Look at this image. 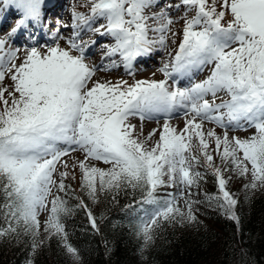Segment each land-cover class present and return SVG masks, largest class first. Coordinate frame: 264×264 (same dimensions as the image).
Listing matches in <instances>:
<instances>
[{"label": "snow or ice", "instance_id": "6c2138e0", "mask_svg": "<svg viewBox=\"0 0 264 264\" xmlns=\"http://www.w3.org/2000/svg\"><path fill=\"white\" fill-rule=\"evenodd\" d=\"M3 3L5 9L15 8L20 19L7 37L0 38V85L6 76L11 81L9 86H0V193L7 222L6 229L0 228V237L29 235L35 251L39 247L37 217L47 210L45 231L66 240L60 217L69 209L60 196L50 202L48 197L54 185L58 191L66 190L64 177L68 173H59L58 185L53 173L63 157L76 151L84 157L78 162L80 185L89 198L95 200L98 191L131 188L144 194L141 204L154 205L144 210L135 228L145 246L152 241L160 219L195 221L189 201H185L188 211L184 212L175 207L174 196L161 202L155 191L164 184V176L169 186L195 185L201 173L191 167L193 162L201 163L200 157L202 166L216 177L219 195L213 199L217 206L228 219L238 222V201L226 190L221 169L213 164L209 140L215 142L225 171L245 178L250 173L246 191L264 187V0H180L152 15L146 10L156 6L154 0H89L90 13L73 11L71 24L64 25L72 30L67 49L46 45L42 53L32 47L20 63V49H13L8 38L29 23H40L44 0ZM181 7L182 32H172L174 22L168 9ZM189 12L194 13L191 18ZM98 20L104 22L93 27ZM84 31L109 37L113 42L103 46L102 62L119 57L126 69L139 58L150 56L157 46L166 49L169 34L173 45L175 37L182 38L158 69L163 79L101 82L93 76L105 67L85 63L91 45L78 42ZM149 32L154 34L151 38ZM206 68V78L193 82ZM182 79L189 81L187 86H180ZM178 110L186 118L180 131L168 122ZM161 116L165 118L162 128L153 129L145 139L130 119ZM204 122L224 129L223 136L214 129L205 133ZM248 129L254 132L247 138L228 135L229 130ZM157 131L158 139L146 146ZM194 148L199 155H192ZM93 161L110 167L91 166ZM63 166L68 167L67 163ZM89 219L95 228L91 213ZM64 246L69 254H75L67 243Z\"/></svg>", "mask_w": 264, "mask_h": 264}, {"label": "trees", "instance_id": "16d2710c", "mask_svg": "<svg viewBox=\"0 0 264 264\" xmlns=\"http://www.w3.org/2000/svg\"><path fill=\"white\" fill-rule=\"evenodd\" d=\"M80 180L81 176L77 185L65 184L60 196L69 209L60 217L66 240L55 234L37 235L39 247L33 251L29 235L0 237V264H264V187L246 191L244 185L251 180L239 187L238 222L204 196L203 206L191 208L194 222H181L180 217L160 219L147 246L135 228L144 210L154 205L140 203L144 194L139 189L98 191L93 200L81 190ZM173 190L174 185L164 180L155 196L163 202ZM3 204L0 193V228L6 229ZM65 243L75 250L74 255L67 252Z\"/></svg>", "mask_w": 264, "mask_h": 264}, {"label": "rangeland", "instance_id": "374dc122", "mask_svg": "<svg viewBox=\"0 0 264 264\" xmlns=\"http://www.w3.org/2000/svg\"><path fill=\"white\" fill-rule=\"evenodd\" d=\"M44 2L52 3L51 8L49 9L47 16L41 19L40 23L38 24V29L32 28L30 23L26 28H20L15 36H12L9 39V45L15 49L19 48L20 51L17 53L18 59L17 63H20L22 58L24 57L26 51L32 47H36L42 53L46 51L45 46H59L61 48H68V39L71 37V27L64 28L65 24H71V16L72 12L75 11L77 13H82L88 15L91 9V3L89 0H44ZM211 2V0H209ZM180 0H154V6L151 10H146L147 15H152L153 13H158L161 8H165L168 4H179ZM171 19L173 20V24L170 26L172 32H182L183 20L181 17L184 15L183 7L180 9H168ZM194 13L189 12L188 16H191ZM20 19V15L17 10L13 7H9L5 9L3 0H0V38L7 37V34L15 27L16 22ZM59 22V23H58ZM104 21L98 20L96 25L103 23ZM150 25L154 26L153 21H148ZM59 28V32L56 29ZM154 34L149 32V37L151 38ZM18 36V37H17ZM63 37V38H61ZM182 36L175 37L176 45H178ZM172 37L169 34L168 39V47L166 49H157L153 51L150 56H146V60L143 62H139L134 64L136 71L129 75V71H125L124 64L120 61L119 57H113L111 60H115L116 64L113 65L111 60H104L102 62L101 57L104 54L105 48L103 47L105 44H111L113 41L109 37H101L99 35H94L89 31H84L81 33L78 42L81 44L87 43L91 45L86 49L85 52V63L91 66L97 67H105L106 70L104 71H97L94 76L93 80H100L103 81H112L115 82L117 80H127L129 83L133 82L134 80L140 79H154L160 80L163 79V75L158 72V69L163 66V63L169 59V52H173L175 50L176 45H173ZM92 41H96L95 44H92ZM73 55H77V52H72ZM115 67V68H112ZM155 73V75H153ZM209 74V69L206 68L203 72L197 74L195 76V80L193 82H200ZM171 84L172 81H169ZM189 83L188 80L182 79L180 81V86L184 87L187 86ZM11 85L10 78L6 76L5 81L0 86H9ZM7 95V93L5 94ZM211 102V96L206 97ZM227 98V97H224ZM217 102H220L217 100ZM176 115V116H175ZM190 118V117H188ZM131 122L136 125L137 131L142 130L141 139H145L148 137V133L152 132L153 129H160L164 123L165 118L163 116L159 117L158 119H151V120H144L140 121L138 118H130ZM185 116L183 115L182 110H178L177 112L171 114L170 118H168V122L170 126L180 131L183 129L185 124ZM214 129L217 135L223 136L224 129L218 128L216 125L204 122L202 126V130L205 133L208 130ZM254 132V129L248 130H237L232 131L229 130L228 135L229 137L237 136L241 139L247 138ZM159 132L157 131L156 135L151 139L147 140L146 146L150 147L154 143L155 140L158 139ZM193 143L197 144L195 137H193ZM222 150V149H221ZM209 151L213 155V164L215 167L221 169L222 177L227 181L226 183V190L233 196V198L237 199L239 194V187L243 182L247 180H251L250 173L247 177H240L234 172L225 171V166L221 163L219 155L215 151V142L209 140ZM187 155V153H186ZM192 155H199L196 149H192ZM84 159L83 154L76 151L70 153L68 156L63 157L62 161L57 164V171L53 173V179L56 181L58 185L60 182L59 173L61 171L67 172L68 175L64 177V183H74L77 185V181L81 176L78 162ZM200 164L192 163L191 171L193 172H200L201 178L197 180V183L190 188H182L178 183L174 185V190L172 193L171 198L174 196L175 207L181 209V211L185 210L188 206L185 201H189L191 203V208H196L199 206H203V197H208L209 200L213 199V197L219 195L218 185L216 181V177L213 175L212 171L205 168L203 165V157H200ZM67 163L68 167L65 168L63 165ZM91 166H96L98 168L106 170L110 167V165H105L102 161H93ZM250 167V166H249ZM164 180H168L167 176L163 177ZM214 180V183L211 181ZM213 187V188H212ZM61 196L62 192L58 191L57 187L54 185L52 187V192L48 197L49 202L54 199L55 196ZM214 201V199H213ZM48 209H50L51 204L47 205ZM49 212L47 210H42L37 219L39 222V234L41 237L46 236L49 234L45 231V224L47 222Z\"/></svg>", "mask_w": 264, "mask_h": 264}, {"label": "bare ground", "instance_id": "6f19581e", "mask_svg": "<svg viewBox=\"0 0 264 264\" xmlns=\"http://www.w3.org/2000/svg\"><path fill=\"white\" fill-rule=\"evenodd\" d=\"M18 37V36H17ZM112 68H115V67H112ZM176 116V115H175Z\"/></svg>", "mask_w": 264, "mask_h": 264}]
</instances>
